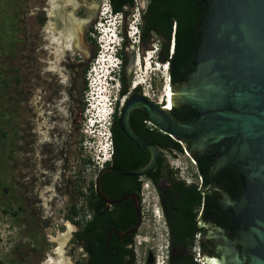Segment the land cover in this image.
<instances>
[{
    "label": "rangeland",
    "instance_id": "obj_1",
    "mask_svg": "<svg viewBox=\"0 0 264 264\" xmlns=\"http://www.w3.org/2000/svg\"><path fill=\"white\" fill-rule=\"evenodd\" d=\"M37 1L0 0V264H40L51 250L59 246L58 241H52V236H63L60 257L65 260V264H75L81 255V247L75 242V233L79 230L78 222L83 225L88 216L85 198L87 192L84 188L87 187L88 190L94 188L101 165L109 158L104 153L106 140L101 135H93V132L98 134L100 130L102 131V127L91 128L86 119L94 118L95 122L99 121L94 110L96 106L90 107L93 101L92 91L88 92V83L92 77L94 64L96 63L95 67H102L105 57L103 48L106 45H100L102 39L98 38L96 27L105 14L102 12L108 11L109 15L112 6L109 0H77L78 5L83 4L84 12L81 13L78 8L74 14L92 21L91 24L87 22V25L82 26L81 31L83 34L87 27L91 28L93 56L87 69L77 76V90L73 97L77 103L72 100L75 109L71 107L70 130L73 126L74 138L73 143H68L71 148V154L67 158L69 167H61H65L70 173L68 175L66 173L68 176L66 177L60 169L62 173L58 174L57 180L60 183L58 184L61 190L60 199L50 204L48 212L41 206L42 201L36 192L38 180L35 171L37 164L42 163L46 173H58L59 170L48 172L42 159L48 149L50 153L55 152L56 157L57 150H63L65 145L57 148L52 141H39L35 132L36 124L45 119L54 128H60L57 122L61 116L53 104L50 110H46L49 108L45 107L44 90L37 91V88L49 86L47 90L51 92L54 85V82L49 83L40 74L41 65L36 57L33 34L28 38L26 36V32L28 30L32 32L36 24L35 18L27 14V9L34 10ZM109 18L113 25L117 21L115 31L117 36L111 40L115 45L119 43L118 46H121L124 40V27L120 23L124 17L111 13ZM132 23L129 20L127 27ZM133 40L134 38H129L135 53H139L138 45L133 44ZM128 52L132 50L128 49ZM139 54L140 63L137 61L136 66L134 65L131 70L127 69L126 72L129 79L128 91L137 83L144 96L147 94L151 100L160 102L168 92L165 79L169 74L163 67L156 68L154 63L157 61L156 57L144 60L146 52ZM45 77L51 78L49 74ZM105 77L106 71L102 70L99 80L105 86L101 89L100 99L118 101L119 104L124 98L118 94L121 81L117 79L114 82L109 81L108 85ZM34 98L38 101L36 107L32 106ZM38 109L44 110L45 114L41 117L37 115ZM52 116L56 119L55 122L51 120ZM85 148L91 162L86 168L82 161ZM166 158L170 166L178 170L180 178L187 182H200L196 163L186 149L183 152L167 153ZM42 184L44 186L52 184L48 174L44 175ZM144 184H148L146 189ZM142 193V225L135 236V264H168L169 229L158 193L147 178H143ZM199 249L198 246L194 249L198 259ZM55 256L58 257L57 254Z\"/></svg>",
    "mask_w": 264,
    "mask_h": 264
},
{
    "label": "water",
    "instance_id": "obj_2",
    "mask_svg": "<svg viewBox=\"0 0 264 264\" xmlns=\"http://www.w3.org/2000/svg\"><path fill=\"white\" fill-rule=\"evenodd\" d=\"M207 12L200 25L197 70L178 86L169 84L170 107L186 106L195 111V122H182L170 111L145 96L132 97L122 108L119 127L133 143L150 150L149 162L139 168H102L95 179L98 196L109 206L132 198L142 225L137 194L110 198L102 179L110 172L119 176L145 178L154 171L160 147L142 137L131 125L134 110L143 108L155 128L177 142H190L191 151L207 153L217 149L216 166L230 165L247 186L239 201L223 193L222 206L236 213V239L221 228L214 232L213 254H200L207 264H264V0H204ZM126 67L135 61L129 56ZM193 158V157H192ZM194 160V159H193ZM195 161V160H194ZM118 237L127 232L115 230ZM208 236L209 235L208 232Z\"/></svg>",
    "mask_w": 264,
    "mask_h": 264
},
{
    "label": "trees",
    "instance_id": "obj_3",
    "mask_svg": "<svg viewBox=\"0 0 264 264\" xmlns=\"http://www.w3.org/2000/svg\"><path fill=\"white\" fill-rule=\"evenodd\" d=\"M109 1L114 11L120 13L123 9L122 6L131 0ZM200 9H203V12H200ZM206 12L207 5L204 0H152L150 15L143 25L141 45H139L144 52L143 44L151 43L153 39L160 40L157 59L162 63L169 62V77L172 86L187 82L189 75L197 70L196 62L201 43L199 29ZM175 25L176 30L174 31ZM171 40L174 42L172 53ZM122 48L119 51L120 57H122ZM125 74L126 68L122 64L120 94L123 96L128 93ZM169 111L173 117L182 122H191L196 118L195 111L188 107L173 106ZM130 121L132 127L142 137L157 144L161 150L156 169L145 178L152 179L156 185L163 180L159 187V195L161 208L169 229L168 264H207L203 263V260L199 261L194 249L198 246L200 254L207 252L211 255L215 248L214 241L206 239V243H204L202 236L206 235L207 229L213 225L216 229H223L228 238L236 239L234 227H236L237 216L232 207L222 206L221 202L224 198L222 192L228 194L232 200L239 201L247 189L245 180L230 165L216 166L219 151L215 149L207 153L191 151L200 182H187L178 176V170L173 169L166 158L167 153L183 152L187 147L185 142L179 143L155 128L149 122L145 111L140 112V109L133 111ZM112 134L113 153L111 160L107 161L108 164L134 169L149 162L150 150L127 139L120 130L118 120L114 121ZM126 178L137 181V187L133 186L132 190L137 189L141 193L143 180L140 177H125L110 172L104 176L103 181ZM104 191L112 198H118L129 192L124 190L112 194L106 190L105 186ZM89 202L95 211L94 218L83 225L78 222L80 229L76 232L75 241L86 243V246L90 245L93 258L89 262L80 255L77 264H111L106 257L101 258L104 253L106 231L110 226L99 219L105 203L94 190ZM132 213H134V209ZM118 228L124 231L121 226ZM114 240L116 242L117 239L114 238ZM128 254L129 264H135V252L129 250ZM96 257L99 259L96 260Z\"/></svg>",
    "mask_w": 264,
    "mask_h": 264
},
{
    "label": "flooded vegetation",
    "instance_id": "obj_4",
    "mask_svg": "<svg viewBox=\"0 0 264 264\" xmlns=\"http://www.w3.org/2000/svg\"><path fill=\"white\" fill-rule=\"evenodd\" d=\"M50 1L51 0H38L36 6L33 7L34 10L27 9L28 10L27 14H30L32 17L35 18L36 24H35L34 28L32 29V32L30 30H28L26 32L27 38L31 34H33L32 37L34 39V47H35L36 53H37L36 57H37L40 65H41L40 66V74H42L44 77V80H47L49 83L54 82L53 90L51 92H48V90H47V87H49V86H47V87L42 86L41 88H37V91L41 90V92H43V90H44L43 96L45 97V99H44L45 107L49 108L46 110H50L52 104H53L54 109H55V101L60 99V94H61V92H63L64 88L68 91L70 96H72V100L75 101V99L73 97L76 95V90H77L76 89L77 76L81 72H83L87 69V67L89 66V64L92 60L91 57L93 56V51L91 49L93 38L90 35V29H91V28H89L90 26L87 27L86 32H83V34H82V39H83V43H84L82 45L85 47L88 46L89 48H87V49L90 53L89 52L87 53L85 50L78 48L76 45L77 38L75 37L76 35L74 34L75 31L73 28L76 25V19H79V17H77L74 14V11L76 9L80 8V12L83 13L84 12L83 11V4L78 5L77 0H57V7L55 8L54 13L49 14V10L51 8ZM58 1H60V2L58 3ZM151 3H152V0H131L122 6L123 9H122V12H120V13H122V15L124 17V30H123L124 43H122V45H121V47H123L121 58H122V62H123V65L125 68L127 67V65L130 62L129 56L130 55L134 56V59H135L136 54H137V53H135L134 47L131 46V42L129 41L128 36H127L126 28L128 26L129 20H131V21L137 20V23L139 24V29H140L139 44L141 45V38H142V34H143L142 29H143L144 23L146 22V20L148 19L149 15H150ZM111 9H112V13H114V14L119 13V12L114 11L113 7ZM29 10H30V12H29ZM200 12H203V9H200ZM80 19L87 20L84 18H80ZM50 22L53 23V31L56 33V34L54 33L56 36H61L64 32V33H67L68 37L70 38V40L67 39L66 44H68V43L71 44V47H69L68 45H64V47L62 49V50H64V53L62 55H60V59H61L60 60V66H61L62 70L64 72L72 71L75 73L74 83L71 86H69V88L66 86H63V85H59L60 84L59 83L60 82V76L58 74L54 75L52 73H50V74L46 73V74H49L51 76V78L45 77L46 74L44 75L45 68L47 66H49V60L55 59L54 58L55 55L50 53L46 49V45H48L49 42L47 39V35L45 33H46V28L48 27ZM87 22H85V24L86 23L87 24L92 23L91 20H89ZM175 22H177L176 19H175ZM85 24H83V26ZM71 27L73 30L71 29ZM69 29L72 32H70ZM175 30H176V25L174 26V31ZM158 42H160V40L153 39L151 41V43L146 42L145 44H143V47L145 48V51H146L149 48L153 47L154 44L158 43ZM171 43H172V40L170 41V45H171ZM139 44H138V50H140L139 53H144L145 51L143 52L141 50V47ZM121 47H120V49H121ZM128 49H131L132 52H128ZM61 57H63V58H61ZM128 81H129V79L127 77V74H125V84L127 85V88H128ZM140 95L144 96L142 94L141 90L139 89V87H136L134 89L131 88L126 95L127 98L125 100V103L127 102L128 99H130L132 97H137ZM121 96H123V95H121ZM40 97H42V96H40ZM148 99H150V98H148ZM125 103H124V105H125ZM123 106L121 107L120 110L117 109V111L115 112L114 117H113V124H114L115 120H118V122H119L120 114H121ZM177 107L180 108V107H186V106H177ZM72 109H75V106H73ZM138 109H140V112L145 111L143 108H138ZM51 120L53 122L56 121V119L53 116L51 117ZM196 120H197V118H195V120L191 121V122H195ZM53 132L56 136H62V131L58 127L54 128ZM73 133H74V128L72 126V129L68 133V137H67L68 140L65 143V148L63 150H57L58 152H57L56 157H61V159L64 162L63 166H66V167H69V162H68L67 158H69V156L71 154V148H70V145H68V143H73L72 142L73 138H74ZM127 139H129V138H127ZM185 145L189 148L190 142L185 141ZM58 147L59 146H57V148ZM54 154H55V152L50 153V150L48 149L47 154H44V156H43L42 161L44 162V164H46V165H44V168H46V170H49L48 172H57L58 171L57 166H55L56 165L55 160H58L59 158H56ZM81 155L83 156V154H81ZM82 161L85 164V168L87 167V165H89L91 163L90 158H89L88 154L86 153V148H85V156H84ZM107 166H114V165L112 163H110V164L105 163L103 165V167L100 168V170L102 168L107 167ZM62 169H63L64 175H66V173H67V175L70 173V171L68 172L65 167ZM67 175H66V177H68ZM103 179H104V177H103ZM103 179H102V184H101L103 191H104V186H105L106 190L112 194H116V193H118L120 191H124V190H128V191L132 190L133 186L137 187V181H133L130 178L121 179V180L117 179L116 181H114V180L112 181V179L110 181L107 179L105 182L103 181ZM141 180H143V178H141ZM149 180L154 185V187L158 193L159 200H160L159 187L162 185L163 180H161L157 185L152 179H149ZM64 184L67 185V183H64ZM142 188H143V186H142ZM84 189L87 192L85 194V198H86V208L88 211V216L84 222L86 224L87 222L91 221L95 215V211L91 207L90 202H89V198L93 194V190L96 192L95 183H94V189L91 188L88 190L87 187ZM59 192L61 193V190H59ZM104 193H105V191H104ZM132 194H137L139 196L140 205H142V199H143L142 191H141V193H139L138 190L135 189V190L129 191L128 193H126L124 195H132ZM106 195L109 196L108 194H106ZM120 197H122V196H120ZM110 198H112V197H110ZM223 207H226V206H223ZM133 209H134V213H132ZM141 212H142V206H141ZM99 219L100 220L102 219L106 224L110 225L108 230L106 231V235H105L106 239L104 241V253L101 255V258L106 257V259L109 262H111V264H129L130 257H129L128 251L133 250L135 252V236L137 235V232L139 231V229L141 227L140 226L136 232H131L132 230H134L137 227V224L139 223V218L137 215L134 200L132 198H129V199L123 201L122 203L111 204L109 206L105 203L104 207L102 208V212L99 216ZM119 226L124 228V231L120 230L118 228ZM213 226H210L207 229V234L202 236V240L204 243H206V239H211L213 241L215 240L214 232L216 230H218L219 228L216 229V227L214 228ZM78 229H80V227ZM115 230H119L121 232H127V234L123 237H118ZM208 232H209V235L212 234V236H208ZM75 235H76V233H75ZM114 238L117 239L116 242H115ZM75 242L78 245H80V247H81V257L90 262L91 258H93L91 256V252H90L91 246L88 244L86 246V243H82L79 241H75ZM125 250H127V251H125ZM207 250H208V246H207ZM212 254H213V252L211 253V255ZM135 258H136V255H135ZM95 259L98 260L99 257H96ZM135 263H136V260H135ZM75 264H77V262Z\"/></svg>",
    "mask_w": 264,
    "mask_h": 264
},
{
    "label": "bare ground",
    "instance_id": "obj_5",
    "mask_svg": "<svg viewBox=\"0 0 264 264\" xmlns=\"http://www.w3.org/2000/svg\"><path fill=\"white\" fill-rule=\"evenodd\" d=\"M60 1H58L59 3ZM51 8L49 10V14H53L55 8L57 7V0H51L50 1ZM89 21L87 20H82V19H76V25L73 28L74 29V35L77 40H76V45L78 48H81L85 50L87 53L89 52L87 48L88 46L85 47L82 44L83 39H82V31L81 28L85 22ZM74 26V25H73ZM72 29V27H71ZM72 29V30H73ZM67 31V30H66ZM70 31V29H69ZM72 32V31H70ZM55 32L53 31V23L50 22L48 27L46 28V35L48 39V45H46V49L55 55L54 60H49V66H47L44 70V75L46 73H52L54 75H59L60 76V84L69 88L74 83V78H75V73L72 71L64 72L60 66V55L64 53L63 47L64 45H68L71 47V44H66L67 39L70 40L68 37L67 33H64L61 36H56L54 34ZM62 33V32H61ZM73 37V36H72ZM71 37V38H72ZM74 38V37H73ZM75 39V38H74ZM67 46V47H68ZM85 52V53H86ZM90 53V52H89ZM63 58V57H61ZM139 58H137L138 60ZM137 61H134L130 70L136 66ZM58 80V79H57ZM134 87V86H133ZM71 88V87H70ZM165 93V92H164ZM38 98V97H37ZM164 103L162 106H164L165 109H170V102H169V97H168V92L167 94L164 95V98H162ZM37 100L36 98L33 99L32 101V106L37 105ZM72 98L68 91L64 88L63 92L60 94V99L55 101V110L60 113V120L57 122L59 123L61 131H62V136H56L52 129L54 126L47 121V119L43 120L42 122H38L35 126V132L37 134V138L39 141H52L55 146H64L66 141L68 140V133L70 132L71 128V123H72V114H71V107H72ZM43 109V108H42ZM45 114L44 110L38 109L37 115L40 117ZM55 166H57V169L59 170L58 173H46V171L42 168V163L37 164V169L35 171V175L37 177L38 182L36 183V192L39 195V199L42 201L41 206L45 209V211L48 210L50 211V204L57 200L60 199V192L58 188V183L57 180L59 178L60 172L62 173L63 169L61 168L64 164L63 160L59 158L58 160H55ZM60 169L62 171H60ZM48 174L49 177L52 179V184L49 186H44L42 184V181L44 180V175ZM148 187V184H144V188L146 189ZM63 236H52V241H58L59 246L57 248H54L51 250L45 259L41 261L40 264H65V260L61 258L62 256V243H63ZM55 254L58 255V257L55 256ZM61 256V257H60Z\"/></svg>",
    "mask_w": 264,
    "mask_h": 264
},
{
    "label": "built area",
    "instance_id": "obj_6",
    "mask_svg": "<svg viewBox=\"0 0 264 264\" xmlns=\"http://www.w3.org/2000/svg\"><path fill=\"white\" fill-rule=\"evenodd\" d=\"M103 14L104 13H106V12H102ZM122 15V14H121ZM122 17V16H121ZM133 23L131 24V25H129V27H127V34H128V36L132 39V38H134V40H133V43L134 44H139V37H140V29H139V24L137 23V20L136 21H132ZM120 25L123 27V25H124V19H122L121 20V23H120ZM116 26H117V21H116ZM118 26H119V22H118ZM96 33H97V36H98V38H100V39H103L102 38V36L98 33V31L99 30H103L104 29V26H103V23H102V18H101V20H99V22H98V26L96 27ZM159 48H160V46H159V44L158 43H155L154 44V46L153 47H151V48H149L148 50H146L145 52H146V57H143L144 58V60H146V59H152V58H154V57H156V59H157V54L158 53H156V51L158 50L159 51ZM173 49H174V42L172 41V45H171V53L173 52ZM156 53V54H155ZM98 56H100V54L98 55ZM137 58H139V60H137ZM98 59V58H97ZM117 59V63H118V66H121L122 64H123V62H122V58L121 57H117L116 58ZM135 61H138L139 63H140V61H141V57H140V54L139 53H137L136 54V58H135ZM155 63V65H156V68H158V69H160V68H162L163 67V70L166 72V73H168L169 74V62H167V63H162V62H160L158 59H157V61L156 62H154ZM149 64L151 65V63L149 62ZM95 65H96V63L94 64V67H95ZM93 69V68H92ZM169 80L167 81V85H168V87H169V84H170V77H169V75H168V77H167ZM90 82V81H89ZM88 86H89V83H88ZM139 85H137V83H136V85L133 87L132 86V89H134V88H136V87H138ZM121 88V87H120ZM120 90V89H119ZM91 91V89H90V87H89V91L88 92H90ZM145 96L146 97H148V98H150L147 94H145ZM126 98H127V96H124V98L120 101V103L118 104V101L116 102H112V108H113V111H117V109L118 110H120L121 109V107L124 105V103H125V100H126ZM158 104H160V105H163V103H164V101L163 100H161L160 102H157ZM90 105V104H89ZM92 105V104H91ZM91 107V106H90ZM167 110H171V108L170 109H167ZM87 120V122H88V125L91 127V128H93V127H95L94 125H95V120H94V118H87L86 119ZM111 123V122H110ZM93 135L94 136H96V135H101V136H103V135H105V137H106V144H105V147H104V153L106 154V155H108L109 156V158H107L104 162H103V164L101 165V167H103V165L105 164V163H107V161H109V160H111V156H112V153H113V134H112V132L111 133H108V132H102V131H99L98 132V134H96V132H93ZM100 136V137H101ZM108 140V141H107ZM100 142V141H99ZM111 145V146H110Z\"/></svg>",
    "mask_w": 264,
    "mask_h": 264
},
{
    "label": "clouds",
    "instance_id": "obj_7",
    "mask_svg": "<svg viewBox=\"0 0 264 264\" xmlns=\"http://www.w3.org/2000/svg\"><path fill=\"white\" fill-rule=\"evenodd\" d=\"M112 10V9H111ZM111 13H112V11H111ZM111 13L108 15V11L102 16V20L103 19H110L109 18V16H111ZM122 13H118L117 15H121ZM112 25V24H111ZM113 27H114V33L113 34H115L116 36H117V34H116V24L114 23V25H113ZM123 27H124V25H123ZM127 36H128V34H127ZM129 37V36H128ZM130 38V37H129ZM128 38V39H129ZM131 39V38H130ZM100 45H102V43H100ZM119 45V43L118 44H116V45H114L113 47H112V49H110V51H109V48L107 47V45H106V47L104 48V49H106L107 48V50L108 51H106V52H109L108 54L111 56V57H113L112 59H111V63L113 64V66H112V69H111V71H110V75H109V81L111 82H114V81H116V79L118 80V81H121L120 80V77H121V71H122V65L121 66H118V63H117V57H120L119 56V51H120V47L121 46H118ZM118 47V48H117ZM156 53H158V50L156 51ZM155 53V54H156ZM115 59V60H114ZM158 69V68H157ZM153 72V71H152ZM92 73V72H91ZM91 80V79H90ZM169 79L168 78H166V80L165 81H168ZM117 81V82H118ZM90 83V82H89ZM167 83V82H166ZM171 85V84H170ZM89 87H90V85H89ZM118 94H120V90H118ZM121 95V94H120ZM112 99V98H111ZM111 102H113V101H111L110 100V105L107 107V109L106 110H104V112L103 113H101L100 115H101V117H103V119L101 120L102 122L99 124H97V126H100V127H102V132H108V133H111L112 132V127H113V117H114V114H115V111H113V108H112V103ZM111 122V123H110ZM96 126V127H97ZM101 131V130H100ZM104 139H106V137H105V135H103L102 136ZM108 141V140H107ZM111 146V145H110ZM170 248L168 247V249H167V262H168V260H169V254H170Z\"/></svg>",
    "mask_w": 264,
    "mask_h": 264
}]
</instances>
